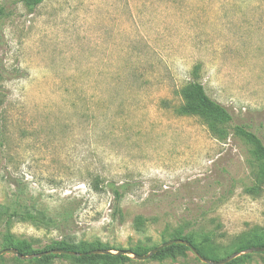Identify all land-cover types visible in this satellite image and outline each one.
<instances>
[{
    "label": "rangeland",
    "instance_id": "1",
    "mask_svg": "<svg viewBox=\"0 0 264 264\" xmlns=\"http://www.w3.org/2000/svg\"><path fill=\"white\" fill-rule=\"evenodd\" d=\"M0 10V251L65 239L148 254L181 232L214 262L264 235L261 167L232 127L264 145V0H0ZM194 82L231 124L186 113ZM110 184L125 188L118 214ZM15 201L68 223L9 218ZM126 257L117 264H203L189 250ZM234 260L264 264V253Z\"/></svg>",
    "mask_w": 264,
    "mask_h": 264
},
{
    "label": "trees",
    "instance_id": "2",
    "mask_svg": "<svg viewBox=\"0 0 264 264\" xmlns=\"http://www.w3.org/2000/svg\"><path fill=\"white\" fill-rule=\"evenodd\" d=\"M43 1L44 0H20V2L30 7H36L40 5ZM1 17L2 11L0 10V18ZM185 98L187 100L186 107L184 109L186 113L201 116L207 120H210L211 122H213V124H231L232 117L229 111L219 103L210 99L206 95L204 88L200 83H191L187 87V93L185 94ZM232 127L235 136L240 139H243L253 147L252 155L261 167L258 171V176L260 178H264V145L262 144L261 140L254 133L250 132L243 126L232 125ZM107 188L114 197V211L118 214L122 193L125 191V188L118 187L114 184L108 185ZM10 211L11 213L8 216L9 218H15L17 220L28 222L34 227L44 228L47 230L50 227H53L55 229L63 228V225H66L69 220V215L67 213H62L59 217V221L53 220L41 212H35L34 214H31L30 212L23 210L17 201L13 203V206L10 208ZM173 240H183L188 242L198 254L203 256L201 251L198 249L197 245L192 241L190 236H186L183 235L181 232H177L174 233V235L171 237V241ZM204 242H208V240L205 239ZM258 247H264V235H253L249 239H244L240 241L235 249V253H241L250 248ZM7 248L15 250L20 256H32L52 250H61L78 254H86L96 250L110 251V249L103 247L98 242L93 244H86L75 243L72 241H67L65 239L53 242L50 245H46L42 249H34L33 245L29 242L9 241ZM188 250L190 251V249L184 245H172L161 249L151 258L156 260H163L165 258H172L175 256V254L184 255V252ZM132 253L138 256L145 255L147 254V249ZM60 258L69 259L75 264H117L128 260L126 256L96 254L90 256L85 255L81 257H70L66 255H48L43 256L41 258L33 259V261L37 262L38 264H49L50 262ZM237 260H233L227 264H235Z\"/></svg>",
    "mask_w": 264,
    "mask_h": 264
},
{
    "label": "water",
    "instance_id": "3",
    "mask_svg": "<svg viewBox=\"0 0 264 264\" xmlns=\"http://www.w3.org/2000/svg\"><path fill=\"white\" fill-rule=\"evenodd\" d=\"M172 245H184L187 248L190 249V251L203 263V264H227L229 262H231L232 260H234L236 257H238L241 253L243 254H255V253H264V247H258V248H250L244 252L241 253H234L233 255L221 260V261H208L205 260L203 258H201L199 256V254L196 252V250L186 241L183 240H173V241H168L166 243H163L162 245H160L159 247H156L155 249L151 250L147 255L144 256H137L135 254H133L131 251H118L116 253L107 251V250H96V251H91L89 253L86 254H78V253H72V252H66V251H61V250H52V251H47L44 253H39L36 255H32V256H20L15 250L12 249H8V250H3L0 251V256L5 255V254H11L13 256H15L17 259L19 260H33L36 258H41L43 256H48V255H66V256H70V257H81V256H85V255H114V256H132V258L134 260L137 261H146L151 259V257L153 255H155L158 251H160L163 248L172 246Z\"/></svg>",
    "mask_w": 264,
    "mask_h": 264
}]
</instances>
